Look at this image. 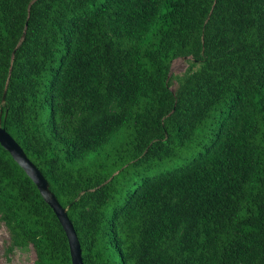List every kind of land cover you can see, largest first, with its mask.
Instances as JSON below:
<instances>
[{"label": "trees", "instance_id": "1", "mask_svg": "<svg viewBox=\"0 0 264 264\" xmlns=\"http://www.w3.org/2000/svg\"><path fill=\"white\" fill-rule=\"evenodd\" d=\"M0 125L83 264H264V0H0ZM0 222L6 253L71 264L1 145Z\"/></svg>", "mask_w": 264, "mask_h": 264}, {"label": "water", "instance_id": "2", "mask_svg": "<svg viewBox=\"0 0 264 264\" xmlns=\"http://www.w3.org/2000/svg\"><path fill=\"white\" fill-rule=\"evenodd\" d=\"M4 94L5 91L3 92L2 100H4ZM0 145L11 154L18 165L32 179V181L38 188L42 198L46 203L49 204V206L57 216L67 238L71 264H83L79 240L77 238L73 224L67 216L66 207H62L59 204L55 195L50 191L48 182L46 181L42 173L35 166V164L29 160L20 145L1 125Z\"/></svg>", "mask_w": 264, "mask_h": 264}, {"label": "rangeland", "instance_id": "3", "mask_svg": "<svg viewBox=\"0 0 264 264\" xmlns=\"http://www.w3.org/2000/svg\"><path fill=\"white\" fill-rule=\"evenodd\" d=\"M187 66L186 58L177 57L172 60L170 65L171 74H181ZM176 82L171 83V88L176 87ZM8 240V231L3 223L0 222V264H33L34 253L30 249H15L11 253L5 252V245Z\"/></svg>", "mask_w": 264, "mask_h": 264}]
</instances>
